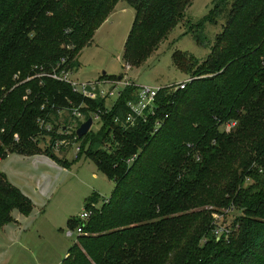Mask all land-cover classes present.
I'll use <instances>...</instances> for the list:
<instances>
[{
  "label": "trees",
  "instance_id": "1",
  "mask_svg": "<svg viewBox=\"0 0 264 264\" xmlns=\"http://www.w3.org/2000/svg\"><path fill=\"white\" fill-rule=\"evenodd\" d=\"M121 1L135 14L123 49L131 68L151 57L192 5L0 0V160L13 152L42 153L33 143L37 119L51 121L58 110L84 103L86 119L102 111L101 125L78 139L74 161L91 160L114 188L97 209L96 197L85 201L84 210H91L85 223L68 222L82 233L60 264H264V0H213L194 26L226 18L210 52L202 62L177 63L191 80L184 89L161 88L155 116L132 129L121 121L133 88L105 112L104 100H85L68 84L46 77L26 81L58 64V71L77 72L79 53ZM230 123L235 126L227 132ZM43 153L55 159L50 147ZM31 210L0 173V229L14 223L12 211L28 216ZM228 210L230 233L217 237L214 215Z\"/></svg>",
  "mask_w": 264,
  "mask_h": 264
},
{
  "label": "rangeland",
  "instance_id": "2",
  "mask_svg": "<svg viewBox=\"0 0 264 264\" xmlns=\"http://www.w3.org/2000/svg\"><path fill=\"white\" fill-rule=\"evenodd\" d=\"M212 1L192 0L185 19L168 32L150 58L138 67H132L128 73L135 86L159 88L187 79L176 64H194V59L202 62L226 23V18L220 16L215 24L207 22L203 27L194 28L209 14ZM134 17V10L123 1L116 5L110 20L98 28L90 44L79 53L80 67L74 79L93 81L102 73L117 78L123 74V65L126 64L123 49ZM189 26L199 40L195 39L194 32L187 33ZM173 55L178 56V62L173 63ZM58 119L45 121L56 123ZM62 120L66 121L67 117L61 116L58 122L62 123ZM76 124L78 122L72 123ZM100 125L94 122L91 131L96 132ZM47 142L40 140L37 143L42 153L33 151L38 155L13 152L0 160V173L30 201L32 208L28 216L12 211L15 223L0 229V264H60L77 237H66V231L70 230L68 222L79 220L87 199L96 197L97 209L113 191L114 182L108 180L91 160L82 156L74 161L73 152L69 149L53 152L55 159H52L43 153ZM224 213L225 216L214 215L222 227L232 220L230 210Z\"/></svg>",
  "mask_w": 264,
  "mask_h": 264
},
{
  "label": "built area",
  "instance_id": "3",
  "mask_svg": "<svg viewBox=\"0 0 264 264\" xmlns=\"http://www.w3.org/2000/svg\"><path fill=\"white\" fill-rule=\"evenodd\" d=\"M61 64H58L55 68H52L51 72H37L32 77H28L26 81H30L32 79H39L42 77L49 78L51 80H55L58 82H62L68 84L72 91L81 96L85 100L95 101L98 99L105 101V112H108L115 104L117 99L121 96L123 92L126 90L133 88V93L131 94V99L126 102V108L128 110L125 118L121 121V125L124 129H132L141 123H146L150 118H153L156 114V99L158 97V93L161 88H154L150 86H142L138 87L132 82V80L128 77V73L132 69L128 64H124L123 74L119 76L117 79H96L93 81H79L73 78L76 72L73 71H65L59 70ZM17 78V77H16ZM191 79H186L181 83H177L174 85H168L167 88L171 90L175 89H184L186 84ZM87 108V106L82 103L78 107H71L69 109H60L57 111V115L59 119L61 116L65 115L67 117L66 121L62 120L61 122H46L45 119L37 120V126L39 128V136L33 140V143L39 142V140H43V142H47V138L49 141L47 142L46 148L50 147L53 152H58L61 149H69L73 152L74 159H77V156L80 152V145L78 144V138L76 136V130L78 127L84 123L87 119L84 114L80 111V109ZM101 110H97L90 114L92 119V126L94 122L101 123L100 114ZM78 122L76 125H72V123ZM160 122L156 121L154 123V128L157 129L160 127ZM91 126V128H92ZM235 126V123H230L226 126V131L229 132L232 127ZM90 128V131H91ZM89 131V132H90ZM3 132V131H1ZM55 135H54V134ZM52 135H54V141L51 142ZM14 142H18L19 138L17 135L13 136ZM135 158V157H134ZM134 158H131L127 161V163H131ZM246 182L249 183L247 180ZM91 214V210H84L80 217L79 221L85 223ZM219 223V221H218ZM83 225V224H82ZM214 234L215 236H219L226 234V236L230 233L231 228L228 225H224L223 227L219 224L215 227ZM82 228L78 227L76 230H68L65 235L67 238H71L72 236H77L82 233Z\"/></svg>",
  "mask_w": 264,
  "mask_h": 264
},
{
  "label": "water",
  "instance_id": "4",
  "mask_svg": "<svg viewBox=\"0 0 264 264\" xmlns=\"http://www.w3.org/2000/svg\"><path fill=\"white\" fill-rule=\"evenodd\" d=\"M102 75H104V73H102ZM91 126H92V119L91 118H88L76 130V133L75 134H76L77 138L78 139H81L84 136H86L89 133Z\"/></svg>",
  "mask_w": 264,
  "mask_h": 264
},
{
  "label": "crops",
  "instance_id": "5",
  "mask_svg": "<svg viewBox=\"0 0 264 264\" xmlns=\"http://www.w3.org/2000/svg\"><path fill=\"white\" fill-rule=\"evenodd\" d=\"M111 14H112V13H111ZM111 14H110V15H111ZM110 15H109V16H110ZM109 20H110V18L108 17V18L106 19L105 22H107V21H109ZM79 67H80V64H79ZM78 70H79V68H78ZM104 74H106V73H104ZM78 160H79V159H78ZM27 218H28V217H27ZM14 223H15V222H14ZM3 228H4V227H3ZM3 228H2V229H3ZM67 250H68V249H67ZM66 256H67V252H66V254H65V257H66Z\"/></svg>",
  "mask_w": 264,
  "mask_h": 264
}]
</instances>
